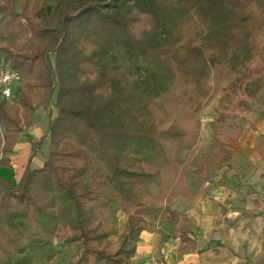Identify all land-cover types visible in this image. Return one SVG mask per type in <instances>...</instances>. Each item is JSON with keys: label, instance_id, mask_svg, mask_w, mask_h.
<instances>
[{"label": "trees", "instance_id": "1", "mask_svg": "<svg viewBox=\"0 0 264 264\" xmlns=\"http://www.w3.org/2000/svg\"><path fill=\"white\" fill-rule=\"evenodd\" d=\"M0 61L28 76L0 101V165L34 111L56 109L20 179L0 175V264L51 262L55 243L75 247L64 264H124L142 230L180 216L168 204L188 187L202 109L218 97L225 118L264 90V0H0ZM234 151L215 126L192 172ZM111 204L132 217L119 233Z\"/></svg>", "mask_w": 264, "mask_h": 264}, {"label": "crops", "instance_id": "2", "mask_svg": "<svg viewBox=\"0 0 264 264\" xmlns=\"http://www.w3.org/2000/svg\"><path fill=\"white\" fill-rule=\"evenodd\" d=\"M38 109L40 107L32 118ZM29 125L32 126L27 132L22 130L17 135L13 151L5 154L10 166L0 165V175L12 182L20 179L29 161L32 142L29 137H37V140L47 127V123L40 127L39 121ZM48 145L46 140L42 148L45 153L37 152L30 160V168L43 165ZM243 152L248 153L247 158L235 162V150L211 178L197 181L188 172V187L182 188L181 194L168 204L170 210L183 218L179 216L173 223L157 219L155 231L142 230L133 257L124 264H264V178L261 177L264 162L255 160L257 152L250 145L245 146ZM152 186L157 188L155 192L151 190ZM151 187V193L156 195L158 187ZM114 209L117 216L121 213L124 217L125 213L115 204ZM188 223L190 226L185 235L191 239L193 247L189 240L180 238ZM116 226L119 233L124 225ZM55 247L57 256L60 251L75 252L74 246L63 247L55 243ZM39 261L34 264H40Z\"/></svg>", "mask_w": 264, "mask_h": 264}, {"label": "rangeland", "instance_id": "3", "mask_svg": "<svg viewBox=\"0 0 264 264\" xmlns=\"http://www.w3.org/2000/svg\"><path fill=\"white\" fill-rule=\"evenodd\" d=\"M19 3L20 1L16 2V8L19 7ZM156 36L158 38L161 35L157 33ZM27 79L28 76H25L23 83ZM55 114H56V109L54 107H51L50 110H46L41 106L40 109L36 111L34 117L31 119L30 122L34 121V123H37L39 121L40 127L41 126L43 127L47 123V120L50 117H54ZM30 122L24 125V129H23L24 132H27V130L32 126L29 125ZM213 126L214 127L216 126L218 139L221 142L229 143L230 145L232 144L235 150H237V154L234 159L235 162L243 161L245 157L247 158L248 153L243 152V148L249 145L254 147L255 151L257 152L256 154L257 158L255 160L264 162V90L260 91L257 94L256 98L250 103V105L244 111L240 113L229 114L225 118H219L218 116V97L215 98L208 107L202 109L201 139L197 144L196 155L193 158L190 166L188 167V172L190 176L192 178H196L195 180L197 181L201 179L211 178L216 172L215 169H208L199 177L198 175H195L192 172L193 169L196 168L198 161L210 149L212 132L214 128ZM4 132L5 131H3V136H4ZM36 138L37 137L30 136L29 140L34 141L36 140ZM251 138H254V141L253 140L250 141ZM0 144H1V139H0ZM217 152H218L217 157L216 158L214 157V159L216 160H218V158L222 154L220 151ZM42 153H45V148L42 150ZM186 154H187V150L182 149L180 153L181 161H183ZM250 157L253 159L254 155H250ZM65 162L69 163L67 161ZM1 168L2 167H0V169ZM237 176H239V173L235 174V177ZM261 177L264 178V175ZM153 187L154 186L151 187V190L155 192V189L157 188H153ZM157 207L158 205L156 204L152 205L148 213L153 214L154 210ZM110 210L111 212L109 214V219L114 221L115 224L118 225L119 227H121L122 225H126L132 219L131 216H128L126 214L124 215V217L121 213L120 216H117L116 215L117 211L114 209V204H112ZM59 253L60 254L56 256L54 260L48 263L44 261V259L41 257L39 261L40 264H64L65 261L72 255V250L60 251Z\"/></svg>", "mask_w": 264, "mask_h": 264}, {"label": "built area", "instance_id": "4", "mask_svg": "<svg viewBox=\"0 0 264 264\" xmlns=\"http://www.w3.org/2000/svg\"><path fill=\"white\" fill-rule=\"evenodd\" d=\"M24 74L0 61V101L14 104L18 100L17 91L22 86ZM3 126L0 123V139L3 142Z\"/></svg>", "mask_w": 264, "mask_h": 264}]
</instances>
